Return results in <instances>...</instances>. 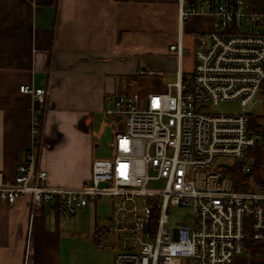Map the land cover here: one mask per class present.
I'll return each instance as SVG.
<instances>
[{
	"label": "built area",
	"instance_id": "1",
	"mask_svg": "<svg viewBox=\"0 0 264 264\" xmlns=\"http://www.w3.org/2000/svg\"><path fill=\"white\" fill-rule=\"evenodd\" d=\"M193 15L211 16L214 29L199 39L192 73L179 72L166 93L107 97L110 122L119 126L121 116L124 125L113 158L94 161L87 184L49 186L39 164L43 122L35 108L33 145L15 180L0 184V200L13 206L28 195L32 215L51 201L60 215H74L111 198L114 215L97 234L121 242L113 264H235L246 252L264 264V163L257 168L253 153L264 148V0H204L181 8L180 22ZM170 50L181 61V42ZM20 92L39 105L49 95L31 86ZM232 102L249 108L215 111ZM255 105L263 111L249 112ZM178 207L189 209L191 220L175 226L170 210Z\"/></svg>",
	"mask_w": 264,
	"mask_h": 264
},
{
	"label": "crops",
	"instance_id": "2",
	"mask_svg": "<svg viewBox=\"0 0 264 264\" xmlns=\"http://www.w3.org/2000/svg\"><path fill=\"white\" fill-rule=\"evenodd\" d=\"M202 1L0 0V184L15 180L33 145L35 108L43 118L39 164L49 186L87 184L93 123L112 106L107 97L131 93L125 89L133 84L143 97L166 93L164 71L176 81L179 72L192 73L199 39L213 32L214 19L180 22L179 11ZM177 42L181 61L170 50ZM22 86L46 89V103L22 94ZM39 212L32 215L28 195L13 206L0 200V264H52L64 215L52 201Z\"/></svg>",
	"mask_w": 264,
	"mask_h": 264
},
{
	"label": "rangeland",
	"instance_id": "3",
	"mask_svg": "<svg viewBox=\"0 0 264 264\" xmlns=\"http://www.w3.org/2000/svg\"><path fill=\"white\" fill-rule=\"evenodd\" d=\"M187 49L192 50L191 47ZM186 67H188L187 59ZM162 78L166 84L176 81L175 75L165 71L162 73ZM135 90H137L135 84L125 89L127 92ZM261 98L264 97L259 96L260 100ZM248 108L249 106L244 108L238 102H232L221 104L215 108V111L222 114H238L245 112ZM261 111H263L261 105H255L249 109L251 113H261ZM93 124L95 141H92L93 144L91 143L89 147L87 157L90 162L89 177L92 175L91 166L94 161L113 158L115 137L118 133V124L111 123L106 112L97 115ZM113 209L112 199L103 197L95 204L78 211L74 215L58 216L59 242L52 247V264H113L118 254L115 246L121 242L109 233L101 236L97 234V231L109 225L114 215ZM39 213L37 212V214ZM190 220L191 211L189 209L178 207L170 210V221L173 225L185 224ZM56 225L54 218H52V231ZM262 262L263 258L255 257L246 252L237 257L235 264H262Z\"/></svg>",
	"mask_w": 264,
	"mask_h": 264
},
{
	"label": "trees",
	"instance_id": "4",
	"mask_svg": "<svg viewBox=\"0 0 264 264\" xmlns=\"http://www.w3.org/2000/svg\"><path fill=\"white\" fill-rule=\"evenodd\" d=\"M219 1H226V0H219ZM254 2L258 1V0H252ZM41 119H42V122H43V118L41 116ZM253 153L255 154L256 156V164H257V168H260L261 167V164L264 163V148L263 147H260V148H257L253 151ZM237 189H239L237 187ZM246 246L247 248L249 249V251H255V248L253 246V243L252 241L250 240L249 237H247V240H246Z\"/></svg>",
	"mask_w": 264,
	"mask_h": 264
},
{
	"label": "water",
	"instance_id": "5",
	"mask_svg": "<svg viewBox=\"0 0 264 264\" xmlns=\"http://www.w3.org/2000/svg\"><path fill=\"white\" fill-rule=\"evenodd\" d=\"M117 120L119 121V129L121 130L123 128V122L121 121L122 120V117L121 116H118L117 117ZM176 237H177V231H176Z\"/></svg>",
	"mask_w": 264,
	"mask_h": 264
}]
</instances>
